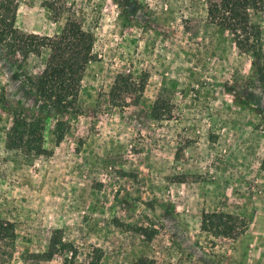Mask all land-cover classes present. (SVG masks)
I'll list each match as a JSON object with an SVG mask.
<instances>
[{"label":"rangeland","instance_id":"1","mask_svg":"<svg viewBox=\"0 0 264 264\" xmlns=\"http://www.w3.org/2000/svg\"><path fill=\"white\" fill-rule=\"evenodd\" d=\"M207 2L0 0V264H264V7L243 52ZM67 19L94 60L63 114L37 96L48 50H31ZM118 74L144 81L137 98L110 95ZM14 110L42 120L31 148L6 145ZM210 212L241 232L203 230ZM55 229L65 248L39 259Z\"/></svg>","mask_w":264,"mask_h":264},{"label":"trees","instance_id":"2","mask_svg":"<svg viewBox=\"0 0 264 264\" xmlns=\"http://www.w3.org/2000/svg\"><path fill=\"white\" fill-rule=\"evenodd\" d=\"M263 7L264 0H208L207 19L210 23L232 32L238 49L243 52H254L261 30L257 24L252 22L251 14L262 11ZM6 19L8 20L5 16L0 17L1 34L4 36L10 35L13 29ZM17 42L16 50L23 56H27L29 43L22 42L21 38L17 39ZM93 46V33L84 29L75 19H67L57 36L40 38L31 51L40 56L41 48L45 47L48 50V56L34 81L37 96L63 114L69 113L68 111L74 108L78 101L86 66L94 60ZM143 89L144 81L135 82L131 77L118 74L111 85L110 95L135 94V97H138ZM65 119L57 120L55 123L54 135L57 142L63 140L67 132ZM41 123L40 117L30 118L14 110L6 145L10 148L33 147ZM241 222L238 216L227 212L203 213L201 228L216 236L234 238L241 232L243 227ZM65 246L66 243L62 241L60 229H55L50 237L48 249L35 255L39 259L47 260Z\"/></svg>","mask_w":264,"mask_h":264}]
</instances>
